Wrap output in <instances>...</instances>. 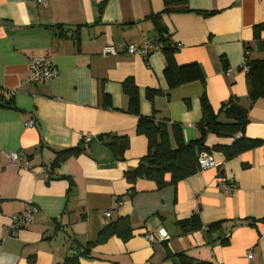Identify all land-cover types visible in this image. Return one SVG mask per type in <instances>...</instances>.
I'll use <instances>...</instances> for the list:
<instances>
[{"label": "crops", "instance_id": "0c3cea01", "mask_svg": "<svg viewBox=\"0 0 264 264\" xmlns=\"http://www.w3.org/2000/svg\"><path fill=\"white\" fill-rule=\"evenodd\" d=\"M186 7L190 12L161 14L162 0H46L41 6L0 0V103L11 98L15 107L0 108V264H63L120 217L128 219L132 236L93 246L78 264H174L177 254L211 264H264V224L250 225L264 219L263 145L229 161L212 152L218 168L159 190L149 180L132 186L123 176L147 150L145 137L135 133L137 118L126 112L125 79L138 89L140 115L167 121L171 148L172 123L180 125L184 142L199 138L203 92L215 113L229 97L249 106L241 68L247 55L264 61V31L259 41L252 33L264 23V0H186ZM154 21L176 46V64H198L203 84L168 89L160 53L124 52L155 40ZM108 44L117 55L101 54ZM37 56H50L56 69L48 83L30 80L28 63ZM148 89L161 93L149 102ZM103 95L111 109L102 107ZM102 134L128 138L122 160L116 162L97 139ZM244 135L264 144V100L248 109ZM87 136L90 143L82 144ZM231 143L208 134L204 145ZM75 146L83 152L52 168L56 152ZM12 153L28 156L29 168L13 166ZM228 181L232 192L221 188ZM29 205L36 208L30 223L8 234L9 218ZM193 214L202 227L221 222V237L208 241L202 229L181 224ZM159 228L167 232L165 241L145 239Z\"/></svg>", "mask_w": 264, "mask_h": 264}, {"label": "trees", "instance_id": "16d2710c", "mask_svg": "<svg viewBox=\"0 0 264 264\" xmlns=\"http://www.w3.org/2000/svg\"><path fill=\"white\" fill-rule=\"evenodd\" d=\"M162 1L163 9L161 14L190 12L186 7V0ZM151 18H155V16ZM154 25L157 31V36L154 41L159 46L160 54L163 56V77L168 89L192 82H200L203 84L204 73L201 67L196 63L178 66L174 59L177 51L176 46L173 45L166 32L158 27V21H154ZM262 31H264V23L253 27L252 33L254 40L259 41ZM60 35H63L62 32H60ZM244 67L246 68L245 82L249 100L248 108L240 106L236 98L229 97L228 100L220 104L218 112L215 113L203 92L199 99L201 119L196 124L199 138L184 142L180 125L172 123L170 131L176 145L175 148H171L169 143L167 121L156 120L154 115L150 117L141 116L138 89L131 78L125 79L121 83V90L128 100L126 112L137 118L135 133L144 136L147 141L146 154L138 160L134 169L123 173L126 182L133 186L138 180H149L154 182L156 188L159 190L168 185H175L200 171L198 157L202 152L209 155L212 152L221 153L225 161H229L242 153L261 147L263 145L262 141L247 138L244 134L248 124V109L255 101L259 99L264 100V61L250 60L247 55L245 56ZM160 93L158 90L148 89L146 90V99L151 102ZM2 102L0 103V108L15 110L11 98L2 100ZM102 107L106 109L112 108L108 95H103ZM220 116L225 119V122L219 121ZM208 134H213L219 138L232 139V143L228 146H212L209 148L204 145L205 138ZM97 139L111 152L115 159L118 158L119 161L123 159V155L128 149V138L126 136L102 134ZM81 143L83 144V140ZM82 152L83 148L80 146L56 152L51 164L52 168L58 167L62 162L70 158L79 156ZM26 159H29L28 156H26ZM218 175L221 176V172ZM129 192H133V188H130ZM250 221V225L254 223L264 224V219ZM181 224L190 225L193 229H202L208 241H211L215 235H218V237L222 235L221 222L202 227L199 223L198 214H193L188 220L181 222ZM131 236L132 230L129 226L128 219L123 217L117 218L99 230L94 242L86 243L79 253L70 258H66L63 264H78L79 258L87 257L93 246L103 244L112 237L126 241ZM221 244L227 245L228 239L221 238ZM171 256L168 254V257ZM174 257L178 259L180 264H211L192 260L182 254H177Z\"/></svg>", "mask_w": 264, "mask_h": 264}, {"label": "built area", "instance_id": "2783aa9c", "mask_svg": "<svg viewBox=\"0 0 264 264\" xmlns=\"http://www.w3.org/2000/svg\"><path fill=\"white\" fill-rule=\"evenodd\" d=\"M35 6L43 5L46 0H28ZM124 52L130 56L139 55L141 57H147L152 52L160 53L159 46L155 41H146L139 45H130L126 47ZM101 54L103 56H115L117 55V50L111 44L102 47ZM243 71L246 72V68L242 67ZM231 70L227 69L225 72L228 74ZM28 73L30 80L34 84L48 83L54 79L57 75L56 69L52 63L50 56H37L32 58L28 63ZM34 125L33 120H29L26 123L27 127ZM84 143H89L91 137L87 136L84 138ZM264 148V144H263ZM9 159L13 166H21L23 169L29 168V162L26 159V155L22 153H12L9 155ZM198 164L200 170L218 168L219 163L215 162L211 155L202 152L198 157ZM222 190L225 192H232L235 188L233 181L224 182L221 186ZM36 208L34 206H28L24 213L21 215H13L9 218L7 224V233L14 234L20 229L24 228L33 218ZM104 216L109 217V213H104ZM167 232L163 228L157 229L154 233L146 234L145 239L149 242H163L167 239ZM248 258H251V254L248 253Z\"/></svg>", "mask_w": 264, "mask_h": 264}, {"label": "water", "instance_id": "95a60500", "mask_svg": "<svg viewBox=\"0 0 264 264\" xmlns=\"http://www.w3.org/2000/svg\"><path fill=\"white\" fill-rule=\"evenodd\" d=\"M117 161H119L118 158L116 159V162ZM116 162L110 163V164H105L102 167H104V168H112V167H115L116 166ZM173 262H174V264H180L179 261H178V259H174Z\"/></svg>", "mask_w": 264, "mask_h": 264}]
</instances>
